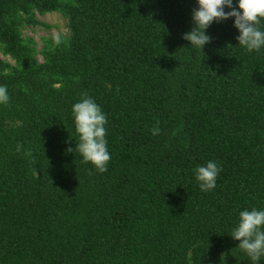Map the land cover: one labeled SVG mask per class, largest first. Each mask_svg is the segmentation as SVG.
<instances>
[{
	"label": "trees",
	"instance_id": "16d2710c",
	"mask_svg": "<svg viewBox=\"0 0 264 264\" xmlns=\"http://www.w3.org/2000/svg\"><path fill=\"white\" fill-rule=\"evenodd\" d=\"M71 1L0 0V43L21 66L0 62V264H252L231 234L264 210V47L238 45L234 17L192 46L197 0ZM30 8L69 21L42 65L17 31ZM85 93L107 118L104 173L76 149ZM208 161L222 171L205 192L194 170Z\"/></svg>",
	"mask_w": 264,
	"mask_h": 264
},
{
	"label": "clouds",
	"instance_id": "9594fccd",
	"mask_svg": "<svg viewBox=\"0 0 264 264\" xmlns=\"http://www.w3.org/2000/svg\"><path fill=\"white\" fill-rule=\"evenodd\" d=\"M198 8L192 11L193 28L183 35V39L190 41L192 46L203 47L210 43L211 37L205 30L213 21L221 22L234 17V27L238 29L236 37L238 45L247 51H259L264 47V31L258 27L264 19V0H238V9L233 5V0H197ZM225 7L231 9L225 11ZM60 35L53 36L54 46L63 43ZM10 97L6 86H0V104H7ZM72 113L75 128L79 135L76 149L83 158V162L91 163L100 173L107 171L111 159L107 148L105 125L107 118L100 106L87 94L73 105ZM153 129V133H156ZM21 146L18 145L19 151ZM72 152V148L67 149ZM195 178L201 191H211L216 186V179L222 171L215 161H208L205 166H198ZM239 224L232 231V238L240 241L238 248L245 251L252 264H259L264 257V210H244L239 214Z\"/></svg>",
	"mask_w": 264,
	"mask_h": 264
},
{
	"label": "rangeland",
	"instance_id": "374dc122",
	"mask_svg": "<svg viewBox=\"0 0 264 264\" xmlns=\"http://www.w3.org/2000/svg\"><path fill=\"white\" fill-rule=\"evenodd\" d=\"M62 5H74L71 0H58ZM17 31L22 44L27 47L34 61L38 64L45 63V54L57 48H66L70 39L68 17L62 10L39 11L30 8L28 14L17 12L15 15ZM60 35L63 43L54 46L53 36ZM0 62L6 66V71L20 70V65L12 59L0 43ZM224 264H230L225 257L221 258Z\"/></svg>",
	"mask_w": 264,
	"mask_h": 264
}]
</instances>
